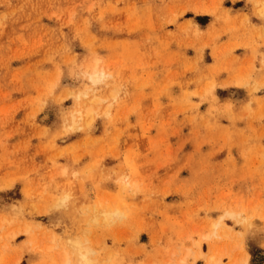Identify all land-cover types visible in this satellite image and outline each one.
I'll use <instances>...</instances> for the list:
<instances>
[{
    "label": "rangeland",
    "instance_id": "rangeland-1",
    "mask_svg": "<svg viewBox=\"0 0 264 264\" xmlns=\"http://www.w3.org/2000/svg\"><path fill=\"white\" fill-rule=\"evenodd\" d=\"M71 237L264 264V0H0V264Z\"/></svg>",
    "mask_w": 264,
    "mask_h": 264
},
{
    "label": "bare ground",
    "instance_id": "bare-ground-1",
    "mask_svg": "<svg viewBox=\"0 0 264 264\" xmlns=\"http://www.w3.org/2000/svg\"><path fill=\"white\" fill-rule=\"evenodd\" d=\"M88 74H89V78L92 81H97V80H100V78L103 75V72L100 70H97L95 67L91 72H88ZM77 112H79L78 114H79V116H81V112L80 111H77ZM87 112L91 113V108H89L87 110ZM71 240H72V242L69 241V243L77 252V254H76L77 255V264H94V262H93L94 259L90 256L91 252L87 248L83 247L81 241L77 237H74ZM61 261H62V264H71L72 259H71V256H69V254L67 252H65L63 254ZM208 264H210V262H208Z\"/></svg>",
    "mask_w": 264,
    "mask_h": 264
}]
</instances>
